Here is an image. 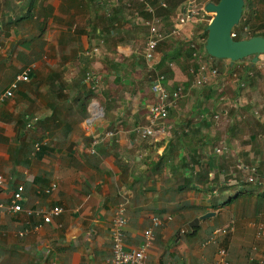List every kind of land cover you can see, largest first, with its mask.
Returning <instances> with one entry per match:
<instances>
[{
	"label": "crops",
	"instance_id": "0c3cea01",
	"mask_svg": "<svg viewBox=\"0 0 264 264\" xmlns=\"http://www.w3.org/2000/svg\"><path fill=\"white\" fill-rule=\"evenodd\" d=\"M163 1L150 13L139 0H0V93L34 65L29 81L0 104V264H107L125 198L128 248L141 245L154 217H171L153 230L150 264H221L220 248L229 264L263 255L256 232L264 225V83L255 72L264 68L253 58L211 56L204 45L220 76L195 84L189 44L205 39L210 12L161 41L150 69L146 19L168 29L182 7V0ZM234 71L247 80L244 88ZM157 73L169 90L184 92L142 138L134 129L151 124ZM222 96L234 107L217 120ZM252 166L257 182L248 181ZM55 205L62 211L48 223L27 213ZM229 224L233 230L217 243H205Z\"/></svg>",
	"mask_w": 264,
	"mask_h": 264
},
{
	"label": "built area",
	"instance_id": "2783aa9c",
	"mask_svg": "<svg viewBox=\"0 0 264 264\" xmlns=\"http://www.w3.org/2000/svg\"><path fill=\"white\" fill-rule=\"evenodd\" d=\"M144 4L145 9L150 13H155L154 2L156 0H139ZM161 6L166 7L167 4L163 0H157ZM214 2L215 0H182V7L179 13L177 14L172 25L168 28H162L158 23V19L154 17L146 19L145 25L149 28L148 39L145 48V57L149 61L150 69H154L153 63L157 61V49L161 41L166 39L169 34H174L178 32L183 26L187 23L202 21L206 15L210 14V11L206 9L208 3ZM211 21V20H210ZM232 37H236V31H232ZM206 39L193 38L190 41V49L193 58L197 61L196 69L191 70L195 76L196 85H204L208 83L212 78H217L220 76V71L217 67L213 66L210 61L206 58L204 53V45ZM257 65L259 68H264V54L258 55ZM34 65H29L22 73L17 74V76L10 82L9 86L0 93V104L5 102L7 99L14 96L16 89L19 86L21 81H29L30 74L32 73ZM253 73H248L247 76L251 77ZM232 78L237 84L244 88L247 85V80L240 77L238 71L232 73ZM165 75L162 73H157L151 81V89L156 97L155 102L151 105L150 114H151V124L149 125H138L135 127L134 131L138 133L142 138H147L154 133L155 123H160L163 120L168 118L170 113V107L173 106L176 101L181 97L184 92L183 86H178L174 90H169L165 84ZM221 100L224 102V109L222 112H216L214 114L215 119H219L222 114L226 115L229 111V108L234 107V102L225 96L221 97ZM107 136H113L114 132L109 131L106 134ZM37 148L39 146L37 145ZM218 151H220L218 149ZM250 175L248 177L249 182H257L258 171L255 166L249 168ZM6 186V179L3 175H0V189ZM57 188V184L53 183L50 188L46 191L50 192ZM24 193V186L22 184L18 185L13 191L12 195V205L11 209L15 212L22 210L21 198ZM128 203V198L118 204L114 218L112 221L111 228V239H112V255L108 259L107 264H150L149 260V250L152 247L153 242V230L157 226L163 225L167 220H170L171 217L160 218L154 217L152 219V226L147 227L143 233V241L141 245L137 248H128L125 242V226L127 225L128 219L125 215L126 206ZM62 211V208L58 205L53 206L49 211H45L43 208L39 209H28V214L40 215L43 218L45 223H48L52 220L54 214H59ZM262 215L264 216V210H262ZM234 225L229 224L226 226H220L214 229L213 233L205 240L206 244L217 243L218 238L229 231L233 230ZM23 234V233H21ZM256 235L258 239L264 237V225H257ZM260 249L259 245H254L253 250L256 252ZM220 263L229 264L226 260L227 250L225 248L219 249ZM250 262L247 264H264V249L263 255L260 257H251L249 258ZM253 261V262H252ZM56 264V263H52Z\"/></svg>",
	"mask_w": 264,
	"mask_h": 264
},
{
	"label": "water",
	"instance_id": "95a60500",
	"mask_svg": "<svg viewBox=\"0 0 264 264\" xmlns=\"http://www.w3.org/2000/svg\"><path fill=\"white\" fill-rule=\"evenodd\" d=\"M244 8V0H219L208 3L206 9L214 13L207 26L208 35L205 48L208 54L217 58H228L232 61L244 60L253 55V63L258 55L264 54V36H253L237 40L232 37L235 25L239 23ZM212 213L197 217L186 225V229L198 224L199 220Z\"/></svg>",
	"mask_w": 264,
	"mask_h": 264
},
{
	"label": "rangeland",
	"instance_id": "374dc122",
	"mask_svg": "<svg viewBox=\"0 0 264 264\" xmlns=\"http://www.w3.org/2000/svg\"><path fill=\"white\" fill-rule=\"evenodd\" d=\"M251 1H252L251 13H249V11H248L246 16H245V18L242 21L240 20L238 25H239L240 28L243 27L245 30H248L249 32L252 31V28H253V29H255L258 32L260 31V32L264 33V0H251ZM249 14H250V18H247ZM213 16H214V13L212 12L210 18L212 19ZM246 21H248L249 23L246 24ZM249 25L252 28H250ZM2 48H3V45L0 44V51L2 50ZM253 57L254 56L251 55V56L247 57L246 59L248 61H251V59ZM255 74H256L255 75V77H256L255 79L257 80V82L264 83V75H262V73H258V72L257 73L255 72ZM251 81L252 80L250 79V82Z\"/></svg>",
	"mask_w": 264,
	"mask_h": 264
},
{
	"label": "trees",
	"instance_id": "16d2710c",
	"mask_svg": "<svg viewBox=\"0 0 264 264\" xmlns=\"http://www.w3.org/2000/svg\"><path fill=\"white\" fill-rule=\"evenodd\" d=\"M217 1H219V0H217ZM251 5H252V1L251 0H244L243 13H242V16H241V19H240L241 21L245 18V16H246V14H247L248 11H249V13H251V8H252ZM247 18H250V14L248 15ZM248 21H246V24L249 23ZM250 28H252V27L250 26ZM233 30L236 31V37H235V39H237V40L244 39V38H249V37H253V36H257V35L264 36V33L263 32H260V31L258 32V31H256L253 28H252V31H250V32L248 30H245L243 27L240 28L239 25H238V23H237V25H235V27L233 28ZM207 35H208V31H207V29H205V31H204V38L205 39L207 38ZM215 59H217V58H215ZM253 67L254 66H253L252 63H249V65L247 66L248 69H251Z\"/></svg>",
	"mask_w": 264,
	"mask_h": 264
}]
</instances>
